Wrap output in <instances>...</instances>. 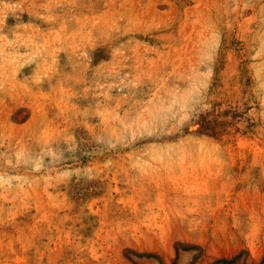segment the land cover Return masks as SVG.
<instances>
[{
  "label": "rangeland",
  "instance_id": "1",
  "mask_svg": "<svg viewBox=\"0 0 264 264\" xmlns=\"http://www.w3.org/2000/svg\"><path fill=\"white\" fill-rule=\"evenodd\" d=\"M0 264H264V0H0Z\"/></svg>",
  "mask_w": 264,
  "mask_h": 264
}]
</instances>
